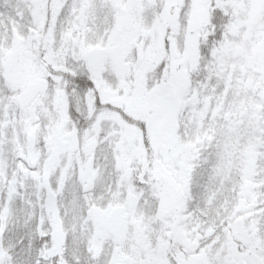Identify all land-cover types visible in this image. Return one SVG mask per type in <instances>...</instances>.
Returning <instances> with one entry per match:
<instances>
[{
	"label": "snow or ice",
	"instance_id": "obj_1",
	"mask_svg": "<svg viewBox=\"0 0 264 264\" xmlns=\"http://www.w3.org/2000/svg\"><path fill=\"white\" fill-rule=\"evenodd\" d=\"M0 264H264V0H0Z\"/></svg>",
	"mask_w": 264,
	"mask_h": 264
}]
</instances>
